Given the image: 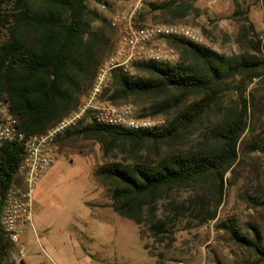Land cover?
Wrapping results in <instances>:
<instances>
[{"label": "trees", "instance_id": "obj_1", "mask_svg": "<svg viewBox=\"0 0 264 264\" xmlns=\"http://www.w3.org/2000/svg\"><path fill=\"white\" fill-rule=\"evenodd\" d=\"M88 1L0 0V98L10 103L19 130L27 136L42 134L78 111L107 60V22L89 8ZM145 8L182 19L195 10V3L147 1ZM144 17L141 11L139 19ZM96 20L103 26L95 29ZM241 25L239 53L225 55L203 42L170 38L181 53L179 61H138L129 71L113 70L110 86L103 92L108 95L105 101L119 104L131 97L154 98L150 113L139 116L168 114L165 125L151 130L110 126L94 120L90 109L76 127L56 138L61 146L76 138L96 140L106 154L125 142L134 147L146 143L174 146L166 151L156 148L133 162L117 160L95 169L97 178L111 183L113 210L138 225L143 242L149 236L165 243L173 226L182 220L184 206L165 207V213L158 215V202L172 190L200 187L203 191L208 184L206 193L197 192L191 198L189 211L198 224L215 219L224 202L227 174L233 184L243 175L250 153L264 154L262 134L251 126L255 109L264 112V87L246 95L252 83H264V43L251 36L256 32L248 18H242ZM227 91L236 92L237 100L226 108L212 132H204L202 141L189 148L175 147L188 139ZM23 154L24 146L17 141L0 146V194L20 182ZM246 198L257 200L248 192ZM2 204L0 199V264H26L18 260L19 247L1 225ZM222 227L234 243L255 253V260L243 264L264 262L263 236L257 226L252 235L241 233L232 220ZM144 246L153 255L150 246Z\"/></svg>", "mask_w": 264, "mask_h": 264}, {"label": "rangeland", "instance_id": "obj_2", "mask_svg": "<svg viewBox=\"0 0 264 264\" xmlns=\"http://www.w3.org/2000/svg\"><path fill=\"white\" fill-rule=\"evenodd\" d=\"M131 3L132 0L88 1L89 8L97 10L107 22L105 30L110 38L107 60L118 42V32L111 27V20L129 9ZM194 3L195 10L182 19L172 18L161 11L149 12L145 8L142 10L145 17L140 21L143 24L190 25L202 32L204 44L219 53L232 55L241 52L238 42L241 19L248 18L255 26L256 35L251 36L264 43L260 38L264 36V0H194ZM237 12L243 13V16L235 15ZM102 26L100 20L93 22L95 29ZM110 83L111 79L99 93V101L106 102L108 95H103V92ZM256 87H264V83L255 81L248 87L246 95ZM92 89L82 99L83 104L90 100ZM254 93L257 100L259 93ZM225 95L208 111L188 139L175 147L189 148L202 141L204 132H212L226 108L237 100L234 91H227ZM125 103L133 104L138 115L149 114L155 99L131 97L129 101L115 105ZM255 111L251 126L261 132L264 140V125H261L264 112ZM147 116L156 120V127L165 125L170 117L168 114ZM55 148L53 164L36 185L33 225H26L24 229L22 242L25 253L21 254L18 250V260L22 258L26 264H243L256 259L252 250L230 239L222 224L232 220L236 229L250 235L254 232L253 226H257L264 242V204H261L264 202V154L261 152H252L245 158L243 175L233 184H230V174H227L224 202L215 219L198 224V218L189 211L191 198L197 192L206 193L208 184L203 186V191L200 187L175 189L161 199L157 204L159 216L165 213V207H184L181 209L182 220L173 226V234L167 237L165 243H156L149 236L143 242L138 225L113 210L111 183L97 178L95 169L117 160L133 162L139 156L157 151L156 148L166 151L174 146L146 143L134 147L125 142L106 154L96 140L76 138L66 146L56 144ZM247 192L257 198L253 200L256 202L247 200ZM204 214L208 216V212ZM144 244L150 246L153 255Z\"/></svg>", "mask_w": 264, "mask_h": 264}, {"label": "built area", "instance_id": "obj_3", "mask_svg": "<svg viewBox=\"0 0 264 264\" xmlns=\"http://www.w3.org/2000/svg\"><path fill=\"white\" fill-rule=\"evenodd\" d=\"M147 1L132 0L129 9L120 12L111 20L118 32L114 53L100 66L95 77L91 97L80 109L62 119L58 124L37 135L27 136L18 128V118L11 111L10 103L0 98V146L5 141H17L24 146L23 160L19 167L20 182L16 181L2 199L1 225L10 234L24 254L23 234L26 225H33V196L36 185L48 171L56 157V138L69 128H74L92 109V117L99 123L132 130H151L157 126L154 118L139 116L131 103L115 105L97 99L108 85L114 69L129 71L138 61L175 63L180 59L178 49L169 39H186L203 42L202 32L182 23L143 24L139 16ZM264 40V36H260Z\"/></svg>", "mask_w": 264, "mask_h": 264}]
</instances>
